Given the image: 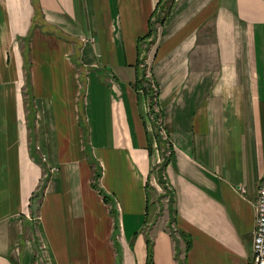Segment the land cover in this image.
<instances>
[{"label": "crops", "instance_id": "0c3cea01", "mask_svg": "<svg viewBox=\"0 0 264 264\" xmlns=\"http://www.w3.org/2000/svg\"><path fill=\"white\" fill-rule=\"evenodd\" d=\"M263 172L264 0H0V264H250Z\"/></svg>", "mask_w": 264, "mask_h": 264}, {"label": "built area", "instance_id": "2783aa9c", "mask_svg": "<svg viewBox=\"0 0 264 264\" xmlns=\"http://www.w3.org/2000/svg\"><path fill=\"white\" fill-rule=\"evenodd\" d=\"M251 251L250 264H264V172L260 177L254 202Z\"/></svg>", "mask_w": 264, "mask_h": 264}, {"label": "rangeland", "instance_id": "374dc122", "mask_svg": "<svg viewBox=\"0 0 264 264\" xmlns=\"http://www.w3.org/2000/svg\"><path fill=\"white\" fill-rule=\"evenodd\" d=\"M152 24H154V25H152L153 27L158 26L159 25V19H155L154 18L152 20ZM144 44H145L144 46L140 45V49H141L140 51H142L143 49H153V47L155 45V44H153V41H148V42H145ZM19 47L20 48L22 47V42L21 41H19ZM139 63L141 64V69L145 68L148 71V63L144 60V56L140 57ZM149 74L150 73L148 71V75H147V77H145L146 79L144 77L141 78V83H142L141 86L143 85L144 87H147L148 89L151 90L149 92L150 94H149V97H148V99L150 100V98L153 97V94H152L153 90L150 87L151 83H150L149 80L151 79V76ZM152 85H153V87H155L154 82H152Z\"/></svg>", "mask_w": 264, "mask_h": 264}, {"label": "trees", "instance_id": "16d2710c", "mask_svg": "<svg viewBox=\"0 0 264 264\" xmlns=\"http://www.w3.org/2000/svg\"><path fill=\"white\" fill-rule=\"evenodd\" d=\"M138 50H139V48H138ZM140 83H141V80H140ZM145 90H149V89H148L147 87H145ZM164 163H165V159L162 160V162H161L160 164H158L157 167L155 168V175L157 176L156 179H157V181H158L159 183H161V181H160V177H161V173H162V169H163ZM97 176H98V174H95L94 178L97 179ZM92 185H93L94 187L97 188V186H96L95 183H93ZM97 189H98V191L101 193L102 197L105 198V195H104V193L101 191V189H99V188H97ZM146 244L149 246V242H147ZM149 259H150V256H149V248H148L146 264H149V262H150Z\"/></svg>", "mask_w": 264, "mask_h": 264}]
</instances>
